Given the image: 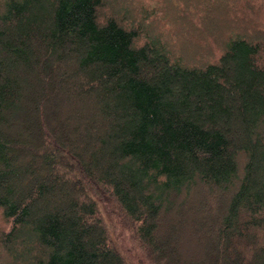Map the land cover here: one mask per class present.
Returning a JSON list of instances; mask_svg holds the SVG:
<instances>
[{
  "label": "trees",
  "instance_id": "trees-1",
  "mask_svg": "<svg viewBox=\"0 0 264 264\" xmlns=\"http://www.w3.org/2000/svg\"><path fill=\"white\" fill-rule=\"evenodd\" d=\"M235 3L0 0V264H132L101 201L150 264H264V0Z\"/></svg>",
  "mask_w": 264,
  "mask_h": 264
},
{
  "label": "rangeland",
  "instance_id": "rangeland-1",
  "mask_svg": "<svg viewBox=\"0 0 264 264\" xmlns=\"http://www.w3.org/2000/svg\"><path fill=\"white\" fill-rule=\"evenodd\" d=\"M236 0H231V9L234 6ZM241 3H235V5H239ZM254 7V6H253ZM263 6H257L256 11L259 10V12L255 13L252 17L256 16L257 21L262 22L261 24L264 26V8L262 9ZM261 10V11H260ZM226 12L221 13L225 15ZM247 13V12H246ZM222 15V16H224ZM263 29H261L262 31ZM264 32V30H263ZM193 46H199L196 45L195 42L192 44ZM101 208L103 210L105 218L109 221L112 222V219L115 220L114 222V228H112V234H113V239L119 248V250L127 257V259L132 263V264H150L144 253L141 251L139 245L134 242V240L131 237V234L129 230L126 228L125 225L118 223V218H112L110 211L108 209L113 208V205L109 202H100ZM172 215V214H171ZM171 215L169 217H171ZM179 226H190V228H193L192 223L190 224L187 220L180 221L178 222ZM182 226V227H183ZM169 228V227H167Z\"/></svg>",
  "mask_w": 264,
  "mask_h": 264
}]
</instances>
